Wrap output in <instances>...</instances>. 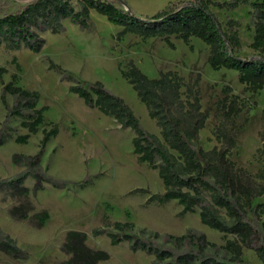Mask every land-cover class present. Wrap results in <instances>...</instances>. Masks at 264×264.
<instances>
[{
  "label": "rangeland",
  "instance_id": "1",
  "mask_svg": "<svg viewBox=\"0 0 264 264\" xmlns=\"http://www.w3.org/2000/svg\"><path fill=\"white\" fill-rule=\"evenodd\" d=\"M32 0H0V16L14 12ZM134 17L150 16L169 4L185 0H114ZM209 9L217 17L224 31L235 30L240 40L237 54L251 57L250 47L254 28L252 2H239L235 7L218 6L234 0H210ZM75 10L78 5L72 0ZM57 32L38 31L45 39L39 52L26 47L8 49L0 45V66L5 68L3 84L17 76L16 84L37 91V107L46 106L43 122L26 142L13 138L0 146V182L24 169V161L39 148L42 130L57 125V133L46 142L40 165L54 180L67 181L63 187L44 183L32 194L33 178L27 177L26 196H12L10 189L0 184V231L8 234L26 251L24 259L13 258L0 251V264H54L67 258L61 250L68 230L84 231L86 244L108 253L98 264H152L153 256L144 251L132 252L126 240L113 245L106 234L94 236L93 228L115 231L111 223L129 221L136 230L143 229L144 237L157 233L154 239L165 247L180 246L171 236L187 233L203 234L207 241L223 253V245L232 235L207 227L199 220L197 209L181 214V205L175 199L160 202L153 195L164 191L156 169L139 162L132 151L133 132L121 127L111 116L86 105L82 98L68 91L75 82L99 80L111 93L121 97L149 132L160 136V128L148 116L131 85L120 70L132 60L148 77L159 71H174L182 78V99L186 87L197 91L201 110L207 117L199 130L197 146L205 150L220 146L217 129L223 126L234 138L229 159L244 169L253 179L264 184V155L261 134L264 128V86L256 91L240 83L234 70L212 69L207 61L208 47L192 36L183 41L174 35L167 38L140 36L127 32L118 36L121 27L105 16L90 10L89 27L82 29L68 18L62 19ZM37 31V29H36ZM48 59L70 74L74 81L48 68ZM0 86V125L7 110L1 101L4 95L11 106L15 96ZM238 96L240 109L232 119L224 120L220 102L224 96ZM12 137L26 133L20 118L11 116L6 123ZM29 203L28 216L46 210L48 218L36 227L28 217L13 218L9 210L19 203ZM261 203L264 221V194L253 199ZM185 246H189L185 241ZM242 256L248 264H261L251 248L243 247Z\"/></svg>",
  "mask_w": 264,
  "mask_h": 264
},
{
  "label": "trees",
  "instance_id": "2",
  "mask_svg": "<svg viewBox=\"0 0 264 264\" xmlns=\"http://www.w3.org/2000/svg\"><path fill=\"white\" fill-rule=\"evenodd\" d=\"M32 0L14 12L0 16V45L8 49L26 47L39 52L45 39L38 31L57 32L62 19L68 18L82 29L89 27L90 10L121 27L118 36L130 32L141 38L174 35L187 41L189 37L200 39L208 47L207 61L214 69L225 68L237 73L238 81L249 90L256 91L264 86V0L252 2L253 40L250 47L255 51L251 57L242 58L237 54L240 40L235 30L224 31L220 22L209 9L210 0H185L169 4L156 13L137 18L126 12L114 0ZM239 2L215 3L218 6L235 7ZM37 29V31H36ZM122 76L131 85L137 98L143 103L149 117L160 128V136L147 131L138 117L124 100L106 89L99 80L75 82L73 77L58 64L48 59V68L58 72L63 79L74 81L68 91L78 95L83 102L97 108L101 113L114 118L121 127H129L133 136L132 151L139 162L156 169L163 183L164 191L153 195L160 202L175 199L181 205V214L197 209L199 220L209 228L232 235L223 245V253L216 245L206 240L203 234L187 233L171 236L180 246L165 247L154 238L157 233L144 237V230H136L129 221L111 223L115 231L93 228L94 236L106 234L113 245L126 240L132 252L144 251L153 256L152 264H248L242 256L243 247L251 248L261 264H264V221L261 203L253 199L264 194V184L256 182L244 169L235 166L228 155L234 146L233 136L220 126L217 138L220 146L203 149L197 146L199 130L207 117L201 110L197 91L186 87L182 99V78L174 71H159L156 77H148L130 59ZM5 68L0 66V86L3 84ZM17 76L3 84L4 92L15 96L11 106L4 95L6 118L0 125V146L9 139L24 143L30 134L38 131L43 122L46 106L37 107L39 94L16 84ZM224 120H230L238 113V96H224L220 102ZM11 116L20 118V125L26 133L12 137L7 127ZM57 133V125L42 130L39 148L24 162V169L0 182L9 188L12 196H26L29 189L23 184L29 176L34 183L32 194L43 189L44 183L63 187L67 181L54 180L40 165L46 142ZM264 155V128L261 134ZM31 205L27 202L12 206L10 215L16 219L28 218ZM36 227H41L48 218L46 210L29 217ZM87 234L80 230H68L64 235L61 250L67 258L54 264H98L109 255L101 249L86 244ZM185 241L189 246H185ZM0 251L13 257L24 259L21 249L8 234L0 231Z\"/></svg>",
  "mask_w": 264,
  "mask_h": 264
}]
</instances>
